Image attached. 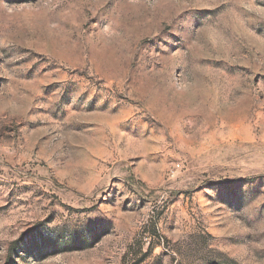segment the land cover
Returning <instances> with one entry per match:
<instances>
[{
  "label": "rangeland",
  "instance_id": "rangeland-1",
  "mask_svg": "<svg viewBox=\"0 0 264 264\" xmlns=\"http://www.w3.org/2000/svg\"><path fill=\"white\" fill-rule=\"evenodd\" d=\"M0 264H264V0H0Z\"/></svg>",
  "mask_w": 264,
  "mask_h": 264
}]
</instances>
